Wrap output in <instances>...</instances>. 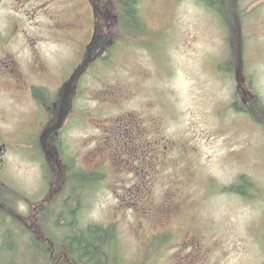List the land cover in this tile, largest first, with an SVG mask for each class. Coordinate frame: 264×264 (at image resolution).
<instances>
[{
  "label": "flooded vegetation",
  "instance_id": "obj_1",
  "mask_svg": "<svg viewBox=\"0 0 264 264\" xmlns=\"http://www.w3.org/2000/svg\"><path fill=\"white\" fill-rule=\"evenodd\" d=\"M139 2L0 0V115L9 120L0 126V264H100L99 257L118 251L121 264H156L154 257L164 252L149 250L155 241L177 244L173 249L168 244V250L178 252L193 245L191 253L171 255L169 264H211L213 250L197 254V241L216 238L217 228L212 221L196 225L197 204L189 206L190 198L170 189L155 207L162 217L154 222L146 209L160 151L176 148L175 141H163L159 125L149 129L142 108L124 104L130 97L125 91H112L106 83L99 89V77L91 75L99 62L108 68L111 51L121 42L114 33L145 32ZM83 18L91 19L90 26ZM81 122L94 129L85 143L74 139ZM81 173L94 181L91 195V188L96 191V184L114 174L112 217L104 225H82L80 193L87 186L79 184ZM249 179L240 177L224 189L242 199L257 195ZM215 193L225 192L205 190L201 200ZM91 225L111 232L98 250L91 247L99 236L81 233ZM123 231L133 232L137 249L110 248Z\"/></svg>",
  "mask_w": 264,
  "mask_h": 264
},
{
  "label": "rangeland",
  "instance_id": "obj_2",
  "mask_svg": "<svg viewBox=\"0 0 264 264\" xmlns=\"http://www.w3.org/2000/svg\"><path fill=\"white\" fill-rule=\"evenodd\" d=\"M139 3L145 32L137 36L114 33L126 46L117 42L108 68L99 62L91 75L99 77V89L106 83L112 91L130 95L123 99L124 104L142 108L148 128L159 125L160 134L166 138L163 141H175L177 145L160 151L161 165L146 209L153 222L160 219L162 214L155 207L170 189L174 190L178 196L191 199L189 206L197 204L196 225L201 220L212 221L218 229L215 239L197 241V254L202 249L213 250L208 254L211 264H264V0H235V14L240 11L242 20L230 26L235 24L232 34L241 35L244 41L234 43L232 54L229 26L205 4L197 0ZM83 21L90 26V18V23L87 18ZM229 55L235 62L229 60ZM242 89L248 90L245 95ZM17 106L24 108L23 104ZM255 109L262 111L256 113L263 123L250 112ZM8 121L0 115L1 127ZM93 131L81 122L74 130V139L82 143ZM24 138L20 135L19 139ZM113 176L96 184V191L91 188V195L88 189L94 181L80 174L79 184L87 186L80 193L83 227L93 221L104 225L112 217L115 195L109 193V184ZM243 176L257 185L258 194L242 199L226 193L224 187ZM205 190L225 193L210 194L207 200H201ZM122 233L110 246L112 250L140 246L132 231ZM215 241L217 246L213 247ZM164 242L149 245V250L164 252L154 257L156 264H169L171 255L194 251L193 245L180 252L170 251L168 244L172 249L177 244ZM120 257L119 251L110 252L107 257H99V263L121 264Z\"/></svg>",
  "mask_w": 264,
  "mask_h": 264
},
{
  "label": "trees",
  "instance_id": "obj_3",
  "mask_svg": "<svg viewBox=\"0 0 264 264\" xmlns=\"http://www.w3.org/2000/svg\"><path fill=\"white\" fill-rule=\"evenodd\" d=\"M129 1H131V0H129ZM197 1L201 2L202 4H205L207 7L211 8L215 12H217V14H219L221 16L223 23H225L229 26L231 36H232L229 39V42L231 43V53H232V51L236 48L233 46L234 43H237V42L242 43L244 41V38L241 35H237V34L233 35L232 34V31H234V29H235V24L232 25V26H234L233 29H231L232 26H230V23H234L237 19L240 20V23L242 20V15L240 14V11H239V13L237 12L235 14V12H236L235 11L236 10L235 0H197ZM129 10H130V8L127 7L128 13H129ZM130 16L131 15H129V17ZM230 60H232V56H231ZM250 108H253V107H249V109ZM250 112L253 113V115H254V117H256V119H259V121H261L260 118L257 116V113H260L262 111L255 109L254 111H250ZM261 117H263V113H261ZM261 122L263 123V121H261ZM81 233L89 234V235L95 234V235L99 236L98 240L94 241L95 246H92L90 244V247L92 246L91 247L92 250H98L100 248L99 246H97V244H101V242H102L101 240L106 239V238H108V240H109V237L112 238L110 230L104 229L103 227L97 226V225H91V226L87 227L86 229H81ZM83 243L86 244V241L84 240L82 242V244ZM86 247H89V246H86ZM81 249H83V247H81ZM79 260L83 261L86 259L79 258Z\"/></svg>",
  "mask_w": 264,
  "mask_h": 264
}]
</instances>
